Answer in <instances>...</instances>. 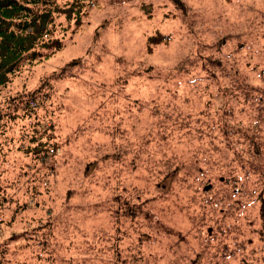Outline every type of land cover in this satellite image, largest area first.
<instances>
[{"label": "rangeland", "instance_id": "1", "mask_svg": "<svg viewBox=\"0 0 264 264\" xmlns=\"http://www.w3.org/2000/svg\"><path fill=\"white\" fill-rule=\"evenodd\" d=\"M81 23L61 16L64 48L0 91L13 114L0 124V264H264V157L248 178L209 166L210 186L191 179L217 158L220 121L236 133L223 156L252 161L241 133L264 130V0H99ZM235 87L232 117L221 99ZM221 176L244 192L203 203Z\"/></svg>", "mask_w": 264, "mask_h": 264}, {"label": "trees", "instance_id": "2", "mask_svg": "<svg viewBox=\"0 0 264 264\" xmlns=\"http://www.w3.org/2000/svg\"><path fill=\"white\" fill-rule=\"evenodd\" d=\"M99 0H72V2L61 7L58 0H0V91L6 87L9 82L12 81V77L20 71V69L29 63H34L42 58H47L56 52L61 51L66 41H61L56 37L58 26V19L64 16L67 22L76 21L77 26H81L82 18L85 15V10L90 7H94ZM151 39L150 41H153ZM163 42L170 41L171 38L168 36L160 37ZM214 79L215 77L212 76ZM217 80V79H216ZM242 89V88H241ZM239 91L240 88L235 87L232 92L225 91L224 96L221 99L223 105H225L228 96L232 95V104L229 105L232 110V117L238 115L236 109L239 104ZM230 93V95H229ZM249 94V92H248ZM262 94V92H261ZM38 97H43L41 91L37 90L31 94L18 98L19 102L37 100ZM245 102L249 104L251 102V96L247 95L244 97ZM256 99L262 100V97ZM223 105L215 109V116L213 118V124H215L219 118ZM13 118L11 111L5 112L0 108V124H9L10 119ZM242 122L233 124L241 127ZM230 125V124H229ZM258 124H249L247 129L241 134L245 136V144L243 148L247 149L252 157L245 156L241 153V156L245 159H251V162L239 160V162L229 161L223 156L224 149H230L233 147L231 141L235 143L236 133L232 130H227L222 127V122L215 124L214 131L218 132L215 140L209 143V150L216 153L217 158H214L205 162V166L202 164L198 171V175H192L193 179L198 178L200 181L207 180L206 186H210L212 178L209 177L208 169L209 166L216 168V170L227 169L231 176L230 169H239L244 172L245 178L251 177L256 172V168L261 164V160L264 157V130L257 126ZM1 126V125H0ZM232 126V125H230ZM39 136L40 135H35ZM225 144V148L221 145ZM38 150V149H36ZM48 150V149H47ZM222 155V156H218ZM236 155V153H235ZM216 159V160H215ZM228 161V165L226 164ZM221 166H223L221 168ZM210 167V168H211ZM221 176L218 180L220 184V190L217 192L215 187L212 185L210 191L203 190L202 202H219L223 199L222 194L232 192L235 195L244 192V188L239 186H231L232 178L222 180ZM205 184V182H202ZM226 183V184H225ZM191 194L197 195L199 188L196 185H191ZM215 195V199L212 200V196ZM1 196V187H0ZM260 218L262 226L264 228V197H261L260 206Z\"/></svg>", "mask_w": 264, "mask_h": 264}, {"label": "built area", "instance_id": "3", "mask_svg": "<svg viewBox=\"0 0 264 264\" xmlns=\"http://www.w3.org/2000/svg\"><path fill=\"white\" fill-rule=\"evenodd\" d=\"M54 152H55V150H53V149L50 151V153H52V154H53Z\"/></svg>", "mask_w": 264, "mask_h": 264}]
</instances>
